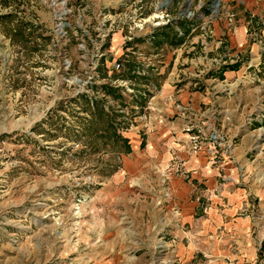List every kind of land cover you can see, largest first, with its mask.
Returning <instances> with one entry per match:
<instances>
[{"label":"rangeland","instance_id":"rangeland-1","mask_svg":"<svg viewBox=\"0 0 264 264\" xmlns=\"http://www.w3.org/2000/svg\"><path fill=\"white\" fill-rule=\"evenodd\" d=\"M157 1L0 0V264H202L180 256V209L202 213L207 176L240 167L233 118L255 127L252 146L264 136V0H166L170 21L136 43L153 66L112 67L118 16L131 25ZM239 17L253 51L228 45Z\"/></svg>","mask_w":264,"mask_h":264},{"label":"crops","instance_id":"crops-1","mask_svg":"<svg viewBox=\"0 0 264 264\" xmlns=\"http://www.w3.org/2000/svg\"><path fill=\"white\" fill-rule=\"evenodd\" d=\"M235 2L251 7L254 1ZM239 20L232 30L225 33L228 45L238 49L249 47V51H253L256 44H246L241 28L243 25L241 17ZM212 29L217 31L218 27ZM180 96L184 98L185 94L182 92ZM253 109H249V106L243 107L241 113L242 115L251 113ZM253 114L260 115V111L255 110ZM254 119L259 122L256 124L264 128L262 118L254 116ZM229 128L233 133L237 132L239 138L233 147L232 159L242 168L227 159L223 163L225 175L228 177L226 183L215 186V177L207 176L211 193L209 202L202 206V213L191 218L194 201L184 202L185 206H181L180 209V224L185 228L181 230L185 236L184 243L181 242L183 236H180V256L187 258L198 256L202 264H253L257 255L255 244L261 237L263 238L264 233V136H260L261 141L252 146L251 130L255 127L251 128L250 123L246 125L243 120L241 122L239 118H233L232 126ZM250 147L251 152L244 155ZM202 158H198L201 163L199 162L200 166H197L204 175L208 169L203 167L205 164L202 165ZM212 173L213 169L211 175ZM186 194V188L179 192L180 196Z\"/></svg>","mask_w":264,"mask_h":264},{"label":"built area","instance_id":"built-area-1","mask_svg":"<svg viewBox=\"0 0 264 264\" xmlns=\"http://www.w3.org/2000/svg\"><path fill=\"white\" fill-rule=\"evenodd\" d=\"M139 1L137 2V0H132L133 3H138L136 5V7H134V9H139L140 5H139ZM160 5H154L153 6V11L148 12L146 15L142 16L139 15V17H137V20L134 21L131 25H124V19H123V15L121 14V16L119 15L118 18L121 17V25L119 26V40H118V47L120 49V52L117 56L113 57L112 62H111V66L119 68L123 65L124 61L128 60V57L131 55L133 56L136 60L135 62H133V73L139 74V73H144V71L146 70V68H151L153 66V61L151 60V55L147 52H143L141 53V50L136 48V43L137 40L142 38L143 40H145L146 42L150 41V38L152 36L151 34V29L154 26H158L161 24H165L167 22L170 21V18L168 16V13L161 9V8H157V7H162L163 5L167 4L166 0H162V1H157ZM125 3V2H123ZM123 3H118L119 6L120 4ZM63 10H58L57 11V16L60 15V13ZM139 12V10H138ZM139 14H141L139 12ZM104 18H102V20L100 21V23L98 24V28L99 29H103L104 30V25L105 22H108V18L107 16H105V14L102 16ZM140 19V20H139ZM139 20V21H138ZM138 21V22H137ZM126 28L125 31L123 30V28ZM211 31V30H210ZM108 33L107 31L102 32L101 37L103 38L106 34ZM179 33L183 34V31H180ZM180 34V35H181ZM231 56V53H227ZM237 56L236 53L233 54V56ZM232 56V58H233ZM144 57L145 61H142L141 58ZM234 57V58H236ZM138 58V59H137ZM178 56H175L173 61L175 59H177ZM170 59V57H169ZM177 61V60H176ZM191 63V61H190ZM197 63V59H195L194 61H192V64L195 65ZM141 65V66H140ZM160 71H163V69H161ZM168 75L165 78V80L168 79ZM117 85L123 86L125 91L129 92L132 90L131 87H128L125 83V80L122 78H117L116 82ZM121 94H123L124 90L122 88H120ZM103 95L104 101L106 103H111V105H113L110 97L106 94H101ZM124 95V94H123ZM148 104H146V106L143 108L145 109L146 107H149L150 109H153V106L150 104V101L148 99L147 101ZM119 110H122V108H118ZM190 139H195V138H189ZM264 220V217H263ZM257 255L255 256V260L253 261V264H264V238L262 240V242L260 244H258L257 246Z\"/></svg>","mask_w":264,"mask_h":264},{"label":"trees","instance_id":"trees-1","mask_svg":"<svg viewBox=\"0 0 264 264\" xmlns=\"http://www.w3.org/2000/svg\"><path fill=\"white\" fill-rule=\"evenodd\" d=\"M105 87H107V88H106L107 90H109V89H110V87H109V86H105Z\"/></svg>","mask_w":264,"mask_h":264},{"label":"water","instance_id":"water-1","mask_svg":"<svg viewBox=\"0 0 264 264\" xmlns=\"http://www.w3.org/2000/svg\"><path fill=\"white\" fill-rule=\"evenodd\" d=\"M214 1V3H216L217 2V0H213Z\"/></svg>","mask_w":264,"mask_h":264},{"label":"bare ground","instance_id":"bare-ground-1","mask_svg":"<svg viewBox=\"0 0 264 264\" xmlns=\"http://www.w3.org/2000/svg\"><path fill=\"white\" fill-rule=\"evenodd\" d=\"M61 29V28H60Z\"/></svg>","mask_w":264,"mask_h":264}]
</instances>
